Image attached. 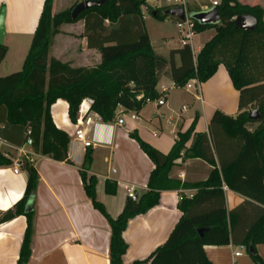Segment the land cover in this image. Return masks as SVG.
I'll use <instances>...</instances> for the list:
<instances>
[{
    "label": "trees",
    "instance_id": "1",
    "mask_svg": "<svg viewBox=\"0 0 264 264\" xmlns=\"http://www.w3.org/2000/svg\"><path fill=\"white\" fill-rule=\"evenodd\" d=\"M100 5L82 10L75 18L71 11L52 13L53 0H44L22 68L0 76V138L22 146L28 137L32 149L56 161L71 163L68 158V134L58 128L50 115V106L61 98L68 102V114L76 120L80 101L93 99L92 109L103 121H112L118 107L139 110L147 100L160 97L157 84L168 69L176 86H184L192 78L208 80L223 64L234 89L238 91V113L235 116L215 110L210 118L209 133H194L195 120L185 131H178L168 153L141 139L134 138L153 161L148 190L133 200L127 196L123 209L116 216L96 198L97 178L87 172L91 152L87 151L80 168V177L92 205L110 227V264H126L123 256L128 244L123 237L128 222L157 206L163 190L186 184L169 178V171L181 156L200 158L213 166L208 178L196 184L191 196L182 195L178 208L182 215L167 239L146 258L129 264H212L205 245L241 244L256 264H263L255 246L264 244V7L239 0H218L214 6L221 18L219 24L194 22V31L214 28L194 59L189 43L171 49L168 58L157 54L150 42L141 14L143 0H93ZM205 8L212 6L204 3ZM188 13L202 10L199 5L187 6ZM251 14L257 19L253 30L235 24L236 16ZM166 14L154 17L163 19ZM83 21L88 48L98 49L101 61L93 67H72L58 59H48L52 37L63 23ZM108 21V25L104 22ZM6 46L0 45V62ZM178 56L179 64L175 62ZM140 96V98H138ZM258 110L259 118H249ZM256 124L254 129L248 125ZM29 131V132H28ZM193 137L189 148L186 143ZM218 162L220 172L216 167ZM10 160L0 153V165ZM27 172L23 196L12 208L0 211V223L24 215L26 228L20 245L18 264H26L31 248L33 198L38 173L32 163L24 161ZM247 198L231 209L225 205L222 184ZM105 191L115 192L113 182L105 181ZM30 207L27 208V205ZM252 219L247 225L246 220ZM205 228L202 235L198 229Z\"/></svg>",
    "mask_w": 264,
    "mask_h": 264
},
{
    "label": "crops",
    "instance_id": "2",
    "mask_svg": "<svg viewBox=\"0 0 264 264\" xmlns=\"http://www.w3.org/2000/svg\"><path fill=\"white\" fill-rule=\"evenodd\" d=\"M239 1L264 7V0ZM43 2L44 0H0V10L2 8L5 10V35L2 44L6 46L5 56L0 62V76L22 68ZM55 2L56 0H53V14L57 12L53 8ZM206 2L211 3V0L199 4L202 10L206 9L204 6ZM140 10L145 20L142 8ZM104 24L108 25V21L106 20ZM214 33L206 39L209 40ZM197 34L194 33L193 36ZM191 39L182 42L179 37L180 45L168 46L166 54L159 53L153 42L151 40L150 42L154 51L165 59L168 58L171 49L189 43L195 59L207 40H204L197 51H194L189 42ZM51 58L67 62L72 67H93L100 63L101 54L98 49L88 48L83 32V21L79 20L60 25L48 48V59ZM175 62L179 64L178 56L175 57ZM161 84L168 87V90L164 103L158 105L156 102L155 108H163L170 112L177 109L175 100L180 104L179 117L176 119L175 127L170 129V133L163 132L162 124L150 134L145 132L142 122L146 120L145 108L153 102L149 101L139 110H124L118 107L112 121H103L97 115L87 132L91 146L84 147L82 143L73 139L76 124L69 117L68 102L59 98L51 104L50 115L54 124L69 136L68 158L71 163L53 160L34 150L36 156L32 164L38 173V183L32 205L31 253L26 264H110L109 224L93 207L80 177V168L87 151L91 152V162L87 172L97 178L96 198L104 204L110 215L116 216L123 209L129 187H133L138 196L148 190V178L155 168L153 161L130 136L132 132L166 154L172 148L177 132L185 131L194 120V133L208 134L209 121L215 110L232 116L238 113V91L232 86L223 64L218 65L216 72L208 80L200 82L199 87L193 85L191 88L186 86L184 88L173 85L174 81L167 68L158 81V91ZM187 96H190V99ZM182 106H185V109H182ZM188 107H191L192 112L186 115ZM120 117L123 119L121 124L117 122ZM173 119V116H170V120ZM159 130L162 131L161 134ZM192 142L193 137L186 143V148H189ZM19 147L0 138V153L7 155L10 160L9 164L0 165V211L2 212L12 208L21 199L26 186L27 172L23 166L18 173L13 172L14 160L24 159L18 150ZM216 167L220 172L217 160ZM212 169V165L200 158L181 156L174 162L169 171V178L187 186L161 191L157 206L128 222L123 232L128 244L123 256L126 264L146 258L167 239L182 215L178 208L180 197L182 195L191 197L196 191V184L205 181ZM105 181L114 183L113 194L105 191ZM222 189L227 209L236 207L247 198L230 190L225 183L222 184ZM29 207L30 204L27 205V208ZM249 222L251 223L252 219L246 220L247 225ZM25 228L24 215L0 223V264H18ZM242 247L245 246L233 243L220 246L205 245L204 251L212 264H250L243 256ZM256 249L264 257V244H257ZM236 251H240L241 254L235 256Z\"/></svg>",
    "mask_w": 264,
    "mask_h": 264
},
{
    "label": "rangeland",
    "instance_id": "3",
    "mask_svg": "<svg viewBox=\"0 0 264 264\" xmlns=\"http://www.w3.org/2000/svg\"><path fill=\"white\" fill-rule=\"evenodd\" d=\"M79 1L81 0H58V1L56 0L53 8L57 10V12L64 10L71 11ZM146 1H148L147 4H145ZM204 1L205 0H188V6L193 7L194 5H199ZM143 3L144 4L141 5V8L145 18L144 20L145 28L150 40L156 46L157 51L161 54H166V49L168 48V46H179L180 45L179 37H181V33L179 32L176 26L174 18L168 15L167 17L160 19L154 17V15L151 13L152 11H155L159 15H161L164 10L175 7L172 0H143ZM214 31H215L214 28H205L203 31L193 36L191 41H189L191 42L193 50L197 51V48L201 46L203 42H205L204 40H207L206 38L210 36V34L214 33ZM165 39L169 40V42L167 43ZM17 70L20 69H16V71ZM181 87L185 88V85ZM171 93H173V91H171ZM187 97L189 98L190 96ZM155 103L156 100H153V102L149 103L148 106L145 108L146 120L142 122V125L145 127L144 128L145 132L150 134L156 128H160V124H162L163 132L170 133V129L173 126L175 127L176 119H178L179 117L178 108H180V104L178 103V100H175L174 102L176 106L175 108L177 109H174L175 111L167 112L163 110V108L162 109H157V107L155 108L154 106ZM197 106L199 107V103H197ZM188 109L189 110L186 113V115H189L192 112L191 107H188ZM155 112L159 113L160 115H157ZM170 116H173L174 119L170 120ZM255 126L256 124L248 125V128L252 130L254 129ZM161 132L162 131L159 130V134H161ZM255 250L256 253L261 257L262 262L264 264V257L260 255L258 249H256V246H255ZM241 251L243 252V256H245V259H247L250 264H256V262L253 260L252 256L250 255L249 251L245 247H242Z\"/></svg>",
    "mask_w": 264,
    "mask_h": 264
},
{
    "label": "built area",
    "instance_id": "4",
    "mask_svg": "<svg viewBox=\"0 0 264 264\" xmlns=\"http://www.w3.org/2000/svg\"><path fill=\"white\" fill-rule=\"evenodd\" d=\"M173 4L175 7L182 6L185 11V17L183 20L175 18V23L176 26L181 33V40L182 42L188 41L191 39V37L194 35V22L193 20L188 16V0H172ZM212 6H215L217 4V0H211ZM211 6V7H212ZM209 7V8H211ZM208 9V8H206ZM205 9V10H206ZM175 85V84H173ZM197 86L199 87L200 81L197 78H192L188 80L185 84L187 88H191L192 86ZM168 90V87L165 85L161 84L159 86V91H160V97L156 99V102L158 105H161L165 101V94ZM140 98V96H138ZM150 100H147L149 102ZM92 104H93V99L90 97H85L83 98L77 109V117L75 120L76 124V129L74 131V140L76 142L82 143L84 147H90L91 142L87 138V132L89 130V127L94 121V118L97 117V113L93 111L92 109ZM182 109H185V106H182ZM117 122L121 124L123 122V119L120 117L118 118ZM29 132V131H28ZM28 147L30 149H28ZM19 152L21 155L24 156V159H15L14 160V167H13V172L18 173L20 167L23 166L24 161H28L29 163L34 162V158L36 156V152L32 149V140L30 137L27 138L26 142L18 148ZM7 156V155H6ZM114 172V170H113ZM128 196L131 197L133 200H137L139 196L135 193L133 187L128 188ZM240 251H236L234 253L235 256L240 255Z\"/></svg>",
    "mask_w": 264,
    "mask_h": 264
},
{
    "label": "water",
    "instance_id": "5",
    "mask_svg": "<svg viewBox=\"0 0 264 264\" xmlns=\"http://www.w3.org/2000/svg\"><path fill=\"white\" fill-rule=\"evenodd\" d=\"M101 1H93V0H81L79 1L71 10V17L75 18L82 10L100 5ZM156 12L152 11L154 15ZM163 14L170 15L174 18H178L183 20L185 17V11L182 6L169 8L163 11ZM188 16L191 19L198 21L202 25L208 24H219L221 22L220 15L216 7L212 6L206 10H200L192 13H188ZM4 17H5V10L2 8L0 10V45L3 42V38L5 35V25H4ZM235 24L243 29L253 30L257 26V19L251 14H240L235 18ZM249 118L257 119L259 118L258 110H252L249 113ZM205 228L198 229L200 235H202ZM250 252L253 251L252 247L249 249Z\"/></svg>",
    "mask_w": 264,
    "mask_h": 264
}]
</instances>
